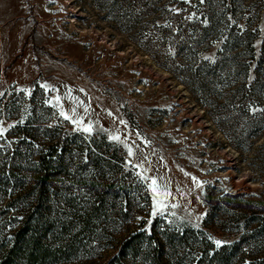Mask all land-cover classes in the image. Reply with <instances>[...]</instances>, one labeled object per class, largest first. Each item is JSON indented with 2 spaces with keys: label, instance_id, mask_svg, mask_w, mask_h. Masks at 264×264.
Returning a JSON list of instances; mask_svg holds the SVG:
<instances>
[{
  "label": "rangeland",
  "instance_id": "374dc122",
  "mask_svg": "<svg viewBox=\"0 0 264 264\" xmlns=\"http://www.w3.org/2000/svg\"><path fill=\"white\" fill-rule=\"evenodd\" d=\"M0 133V264H264V0H0Z\"/></svg>",
  "mask_w": 264,
  "mask_h": 264
},
{
  "label": "trees",
  "instance_id": "16d2710c",
  "mask_svg": "<svg viewBox=\"0 0 264 264\" xmlns=\"http://www.w3.org/2000/svg\"><path fill=\"white\" fill-rule=\"evenodd\" d=\"M31 218L26 220L14 237L12 247L4 256V264H44L48 252L40 244Z\"/></svg>",
  "mask_w": 264,
  "mask_h": 264
},
{
  "label": "snow or ice",
  "instance_id": "6c2138e0",
  "mask_svg": "<svg viewBox=\"0 0 264 264\" xmlns=\"http://www.w3.org/2000/svg\"><path fill=\"white\" fill-rule=\"evenodd\" d=\"M201 2H203V0H201ZM0 134H2V133H0ZM116 139H118V137H116ZM132 154L133 153H132L131 149H129V155L131 156ZM192 179L195 181L196 178L192 177ZM152 184L156 185V180L155 179L152 181ZM156 191H157V189L155 187H153V192H156ZM164 195L167 196V195H170V193L165 192ZM173 207H175V205H173ZM153 215H155V212H153ZM215 243H216L217 246H220L221 241L217 240V241H215Z\"/></svg>",
  "mask_w": 264,
  "mask_h": 264
}]
</instances>
